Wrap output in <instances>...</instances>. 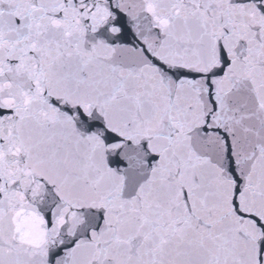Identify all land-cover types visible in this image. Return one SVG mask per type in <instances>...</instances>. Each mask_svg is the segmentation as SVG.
Listing matches in <instances>:
<instances>
[{"label":"snow or ice","instance_id":"1","mask_svg":"<svg viewBox=\"0 0 264 264\" xmlns=\"http://www.w3.org/2000/svg\"><path fill=\"white\" fill-rule=\"evenodd\" d=\"M0 264H264V0H0Z\"/></svg>","mask_w":264,"mask_h":264}]
</instances>
